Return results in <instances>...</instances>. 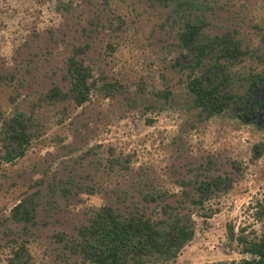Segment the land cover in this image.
<instances>
[{
	"label": "rangeland",
	"instance_id": "obj_1",
	"mask_svg": "<svg viewBox=\"0 0 264 264\" xmlns=\"http://www.w3.org/2000/svg\"><path fill=\"white\" fill-rule=\"evenodd\" d=\"M197 16L206 25L184 46L186 22ZM225 33L242 40V60L212 69L214 50L196 65L197 46ZM77 48L99 82L119 81L125 91L81 106L47 102L53 87L68 89L66 62ZM226 69L224 93L233 96L207 117L189 81L198 76L210 87ZM254 73L264 76V0H0V121L19 110L33 122L24 156L7 162L0 149V264H10L21 241L32 264H83L55 233L75 235L102 205L157 214L143 193L165 188L176 203L183 190L197 197V182L217 175H231L234 186L206 204L210 217L194 210L195 236L174 264L253 257L229 240L227 226L243 227L248 239L264 231L253 216L264 201V153L251 162L252 146L264 142V84L247 94ZM23 199L35 209L33 223L11 218Z\"/></svg>",
	"mask_w": 264,
	"mask_h": 264
},
{
	"label": "trees",
	"instance_id": "obj_2",
	"mask_svg": "<svg viewBox=\"0 0 264 264\" xmlns=\"http://www.w3.org/2000/svg\"><path fill=\"white\" fill-rule=\"evenodd\" d=\"M205 25L206 21L201 17L188 19L180 36L181 43L190 46ZM82 50L77 48L66 62L68 89L55 86L45 94L44 99L50 104L69 101L81 106L94 95L114 98L125 91V85L119 81L99 82L92 69L76 57V53ZM214 50L216 55L212 69L233 67L247 54L240 38L225 33L208 37L197 46L196 65L202 63L203 58ZM221 76L210 87L205 86L198 76L191 77L189 81L194 104L207 117L221 114L228 104L227 100L233 96L224 93L230 80L228 70L221 72ZM247 83V94H250L254 87L264 84V76L261 73L251 74ZM154 93L168 95L167 91L158 89ZM32 124V118L19 110L0 121V149L5 161L13 162L24 156L32 142ZM263 153L264 142L255 143L251 149V162L255 163ZM117 161L121 163L118 158ZM235 166L240 168L236 163ZM233 186L234 177L231 175L213 176L197 182V197L183 190L176 203L168 201L175 193L165 188H153L143 193L142 198L145 202L159 206L157 214L136 208L122 215L113 207L102 205L91 209L88 223L80 225L75 235L60 231L55 233V238L65 250L79 256L83 264H174L195 236L194 212L198 214L203 210L202 216L210 217L213 212L206 213V204L213 196L224 195ZM253 208L254 218L264 223V201H257ZM35 215V209L27 205V199H23L11 210V218L16 222L33 223ZM244 232L243 227L236 232L232 223L227 226L229 240L242 246V252L246 255H253L251 258H242L238 263L233 261L232 264H264V231L258 240L257 237L248 239ZM11 252L8 258L10 264H32L33 256L24 241L16 242Z\"/></svg>",
	"mask_w": 264,
	"mask_h": 264
},
{
	"label": "water",
	"instance_id": "obj_3",
	"mask_svg": "<svg viewBox=\"0 0 264 264\" xmlns=\"http://www.w3.org/2000/svg\"><path fill=\"white\" fill-rule=\"evenodd\" d=\"M251 258V257H250Z\"/></svg>",
	"mask_w": 264,
	"mask_h": 264
}]
</instances>
